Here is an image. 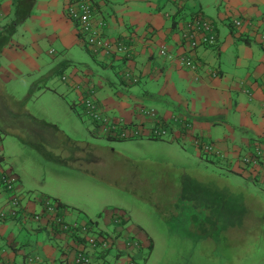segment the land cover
I'll return each mask as SVG.
<instances>
[{
  "label": "crops",
  "instance_id": "1",
  "mask_svg": "<svg viewBox=\"0 0 264 264\" xmlns=\"http://www.w3.org/2000/svg\"><path fill=\"white\" fill-rule=\"evenodd\" d=\"M23 2H26L28 10L30 9L29 17L24 20L22 17L28 10L23 12L20 7ZM68 2L69 0H0V35L8 30V26H16L11 41L0 45V60L9 61L12 71L17 74L15 77L2 65L0 72L5 71L4 75H10L9 78L12 79L19 76L31 77L28 95L24 96L29 100L35 98L36 92L43 96L46 92H51L59 96L60 102L64 101L55 90L49 89V84L37 86L36 75L42 71V66L48 58L52 59L59 69L61 63L58 60L65 57L63 54H70V48L73 46H84L76 27L66 14ZM95 2L97 10L100 11L97 17L100 19L103 15L107 20V41L114 43L119 36L135 33L130 60H125L121 54H96L85 48L93 60L104 68L105 73L102 76H107L110 70L114 71L119 78L125 79L127 89L101 93L102 84H96L90 77H82L95 76L90 68H87L86 73L74 70L70 80L78 100L82 94L96 91V85V98L105 106L108 115L124 118V121L143 126L145 130L160 122L169 123L174 118L183 117L191 123V129L176 125L167 140L171 141V144L182 140L189 143L201 159L215 157L203 154L200 148L204 144L200 147L201 142L224 150L230 159L235 158L234 150L240 146L250 147L255 140L260 141L264 148V0ZM200 12L215 22L219 43L214 47H203L191 53L196 59L203 61V64L206 63L202 71L195 75L188 69L180 70L176 60L162 57L160 50L165 47L174 57L187 54V49L181 46V35L176 23L179 19L184 21ZM237 19L249 21L251 24L235 29L231 22ZM22 28L27 29L29 36H20ZM230 50L235 52L234 57H223ZM20 63L28 67L26 75L17 70L16 66ZM215 73L219 75H214ZM52 75L51 73L50 76ZM50 76L46 79L51 80ZM3 77L7 82L8 78ZM101 80L112 82L108 77ZM1 94L9 98V102L17 100L13 94ZM146 102L154 106L146 107ZM146 108L152 109L155 115H144ZM27 114L33 116L30 110H27ZM41 123L47 125L45 122ZM52 127L59 129L58 125ZM1 131L5 133L7 129L0 124ZM0 157H3L0 169L8 174L13 173L18 179L17 194H29V187L25 182L27 170L21 172L17 164L10 162L11 154L6 153L3 141L0 144ZM202 162L210 163L205 160ZM3 165L9 168L5 169ZM251 173L247 170L244 174L252 178ZM7 200V195L0 196V210L7 207ZM58 200L84 215L94 214H88L76 205H69L68 201L63 199ZM25 205L30 207L32 215L42 210L41 204L37 201L35 203L33 197L26 198ZM26 211L24 207V215L11 221H0V264H30V256L40 259L32 264H73V257L82 246L78 238L55 232L47 223L46 226L33 217L34 225L29 227ZM95 215L84 219V216L75 217L72 213H67L72 222L94 223L93 235L103 233L118 237L116 242L112 240L109 249L99 251L92 257V264H128L130 258L135 259L141 253L142 244L138 238H134L130 243L132 237H136L129 225L130 215H126L127 218L122 217L119 224L114 221L119 215L113 216L109 212ZM136 243V247H130ZM87 250L90 248L87 247Z\"/></svg>",
  "mask_w": 264,
  "mask_h": 264
},
{
  "label": "rangeland",
  "instance_id": "2",
  "mask_svg": "<svg viewBox=\"0 0 264 264\" xmlns=\"http://www.w3.org/2000/svg\"><path fill=\"white\" fill-rule=\"evenodd\" d=\"M20 7L25 12L29 6L23 2ZM26 30L22 28L21 37H27ZM85 48L73 46L70 54H63L65 57L58 60L60 72L52 59H45L42 71L36 75L37 86L49 84V89L55 90L63 103L51 92L44 96L36 92L35 98L29 100L24 96L28 95L31 77L12 79L4 75L5 71L0 72V124L7 129L0 135L6 153L11 154L10 162L17 164L21 172L27 170L25 182L29 194L24 192L20 196L27 209L28 226L34 225V214L25 205L26 198L33 197L41 206L46 199H63L88 214L94 213L87 216L72 207L63 210L75 217L87 219L96 213L109 212L119 215L114 219L119 224L122 217L130 215L129 225L136 234L130 243L138 238L142 244V251L135 258L140 264H264V164L257 165L260 160L264 162V148L260 145L259 154L253 141L250 147L234 150L236 158L245 157L244 162L253 158L256 163L250 178L244 174L245 165L237 160L229 168L216 157L213 158L216 164L202 162L193 146L183 140L171 144L152 139L115 141L94 136L95 126L83 113L76 90L71 87L72 72L86 73L90 68L95 76L82 77L102 84L101 93L123 91L127 86L114 71L102 76L104 68ZM234 53L230 50L223 57L233 58ZM0 65L10 74H17L9 61L1 59ZM16 67L25 75L29 71L22 63ZM3 76L8 78L7 82ZM49 76L51 80L46 79ZM103 77L112 82L101 80ZM95 88L98 91L96 85ZM2 92L13 94L17 100L9 102ZM144 106L154 105L146 102ZM52 125H58L59 129ZM214 147V154L228 156ZM9 208L8 199L4 209ZM37 222L47 223L54 231L49 221ZM89 224L95 227L94 223ZM107 237L115 242L118 238ZM95 254L90 253L89 264Z\"/></svg>",
  "mask_w": 264,
  "mask_h": 264
},
{
  "label": "built area",
  "instance_id": "3",
  "mask_svg": "<svg viewBox=\"0 0 264 264\" xmlns=\"http://www.w3.org/2000/svg\"><path fill=\"white\" fill-rule=\"evenodd\" d=\"M95 0H69L66 6V14L72 21L74 26L77 28V32L80 39L87 47V49L93 53H124L130 56L133 51V36L123 35L116 42H109L103 39L101 33L102 29L106 26V22L103 18H97L96 16V5ZM249 21L243 19H237L232 22L235 29H241L247 25H250ZM181 35V46L188 52L187 54H181L180 56L174 57L169 51L162 47L160 50L161 56L169 59L176 60L177 65L182 69H188L193 73L197 71L196 57L192 56L191 53L195 52L203 47H213L218 44V28L214 21L204 16L201 13H195L190 16L189 20L184 21L179 27ZM136 82V80H134ZM94 95V96H93ZM79 106L82 108L83 113L91 120L95 125V132L102 135L114 136L118 139H143V138H162L167 140L174 126L179 125L183 128L190 130L191 123L182 118H174L169 123L160 122L158 125L145 130L143 126H137L124 121L122 118H114L107 114L96 96L95 91H89L86 94H82ZM144 115H155L153 110H144ZM147 136V137H146ZM201 148L205 151L213 153L212 144L200 143ZM17 179L13 175H7L0 170V196L6 194L11 208L0 210V220H7L8 218L15 219L22 216V209L24 207L23 200L20 195L16 192ZM43 210L39 213L34 214L32 217L36 221L47 220L50 222V226L60 229L61 231H68L74 226L69 225L64 219L58 217L57 205L52 200H45L42 202ZM23 210V211H22ZM81 235L84 236L86 243L81 246L74 257L73 264H89L90 253H98L99 251H105L109 249L113 238L110 240L109 237L101 234L93 235L90 232V224L78 226ZM114 241V240H113ZM138 244L136 243L134 247ZM87 247L90 250H87ZM29 263L32 264L34 261L39 262V257L29 258ZM128 264H136L132 259H129Z\"/></svg>",
  "mask_w": 264,
  "mask_h": 264
},
{
  "label": "trees",
  "instance_id": "4",
  "mask_svg": "<svg viewBox=\"0 0 264 264\" xmlns=\"http://www.w3.org/2000/svg\"><path fill=\"white\" fill-rule=\"evenodd\" d=\"M22 4V3H21ZM95 5H96V8L98 9V7H97V3H95ZM21 6V5H20ZM100 11H98V10H96V16H97V14L99 13ZM29 14H30V9L27 11V13L25 14V16H23L22 17V20H24V19H26L27 17H29ZM100 14V13H99ZM102 17H103V19H104V21L106 22V26L104 27V30L102 29V31H101V33H102V35H103V39L105 40V29H106V27H107V20H106V18L103 16V15H101ZM98 18V17H97ZM190 18V17H189ZM189 18L188 19H186V20H184V21H187V20H189ZM184 21H182L181 19H179L178 21H177V23H176V28L179 30V27L181 26V24L184 22ZM231 25H232V22H231ZM233 26V25H232ZM76 27V26H75ZM15 28H16V26H15V24H13V25H10V26H8V30H6V32H4V33H2L1 35H0V41L1 42H3V43H9L10 41H11V38L13 37V34L15 33ZM77 28V27H76ZM10 29V30H9ZM126 35H131V34H129V33H127ZM123 36V35H122ZM122 36H119V38H117V40L118 39H120ZM125 36V35H124ZM7 37V38H6ZM80 37V36H79ZM132 41L134 42V39H132ZM217 41H218V43H219V34H218V39H217ZM84 45V44H83ZM85 46V45H84ZM86 47V46H85ZM214 47V46H213ZM209 48V47H208ZM91 52V51H90ZM161 55V54H160ZM131 55L130 56H127V55H125L124 56V59L125 60H130L131 59ZM162 57H164V56H162ZM167 58V57H166ZM169 59V58H168ZM196 63H197V65H198V63H199V65L197 66V72L196 73H194L195 75H198L201 71H202V69H203V67H205V66H203L204 64H206V63H204L203 64V61H199L198 59H196ZM178 68H180L179 66H178ZM182 69V67L180 68V70ZM182 70H184V69H182ZM214 75H219L218 73H215ZM126 85H127V83H126V81H125V79L124 80H122ZM80 101V100H79ZM78 101V102H79ZM75 106V108H76V106L77 105H74ZM95 126V125H94ZM94 131H95V127H94ZM93 131V135L94 136H101L102 138H105V139H108V140H115V141H124V140H133V139H118V138H116V137H114V136H110V135H102V134H100V133H97V132H94ZM1 133H2V131H1ZM143 140V139H142ZM152 140H156V141H168V140H165V139H162V138H152ZM3 140H2V135H0V142H2ZM256 145H255V147H256V149H258V151H256V152H260V150L262 151V149L260 148V145H262L261 144V142L260 141H258V140H255V142H254ZM252 145H253V142H252ZM213 146L214 145H212V148H213ZM201 147V146H200ZM216 147V146H215ZM214 147V148H215ZM201 149V151L203 152V154L204 155H212V156H215L216 158H219V160H223V162L224 163H226V165L228 166L227 168H229V167H232V165H233V163L237 160V161H239V162H241L243 165H245V171H247V170H250V171H252V169L253 168H255V166H257V165H263L264 164V162H258V164L256 165V163H254L253 161V158H250V160H248V162H244V159H245V157L243 158V159H240V158H234V159H230V158H228V156H224V157H220L218 154H214V153H211V152H207V151H205L204 150V148H200ZM214 150V149H213ZM246 150V149H245ZM258 153H255V156L257 157V155L256 154H258ZM260 154V153H259ZM243 156H244V154H242ZM241 155V156H242ZM2 158L3 157H0V163H1V161H2ZM258 159H260V158H258ZM202 160H205V161H208V162H211V163H214V164H216L215 163V161H214V159L212 158V159H210V158H202ZM253 162V163H252ZM255 164V165H254ZM247 167V168H246ZM227 168H226V171H227V173H228V175H229V171H230V169L229 170H227ZM2 171V170H1ZM2 172H4V173H6L5 171H2ZM257 173H258V171H257ZM7 175H14L13 173H10V174H8V173H6ZM258 176V175H257ZM17 182H18V179H17ZM258 186H260V184H258ZM16 187H17V183H16ZM260 187H263V186H260ZM263 190H264V188H263ZM6 195V194H5ZM52 201H53V203H55L56 205H57V210H58V212H57V214H58V217L59 218H62V219H64L69 225H71V226H74L73 228H71L70 230H68V231H61L60 229H58V228H55V225H53L54 226V231L55 232H58V233H61V234H64V235H68V236H73V237H75V238H78V240H79V243H80V245H84V243H86V241H85V237L84 236H82L81 235V232H80V229L78 228V226L81 224V223H79V222H72V221H70L69 220V217L67 216V214H64L63 213V210H68V207H70V206H68L67 204H64L63 202H61V201H59L58 199H56V200H53V199H51ZM42 207V210H43V205L41 206ZM71 208V207H70ZM41 210V211H42ZM15 219H17V218H15ZM14 220V219H13ZM0 221H11V218H8L7 220H0ZM121 221H122V218H121ZM87 224H89V222H87V223H84V225H87ZM83 225V224H82ZM90 230V232H94V229L93 228H90L89 229ZM98 234V233H97ZM101 235H105V236H107L106 234H103V233H100ZM29 258H33L32 256H30ZM28 258V259H29ZM27 259V258H26ZM136 264H140V263H138V262H136V259H133V258H131ZM28 262H29V260H28Z\"/></svg>",
  "mask_w": 264,
  "mask_h": 264
}]
</instances>
